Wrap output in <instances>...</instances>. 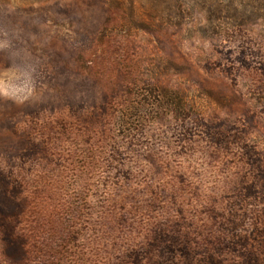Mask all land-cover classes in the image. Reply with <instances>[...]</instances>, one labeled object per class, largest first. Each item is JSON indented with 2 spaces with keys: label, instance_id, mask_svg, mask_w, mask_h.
<instances>
[{
  "label": "rangeland",
  "instance_id": "rangeland-1",
  "mask_svg": "<svg viewBox=\"0 0 264 264\" xmlns=\"http://www.w3.org/2000/svg\"><path fill=\"white\" fill-rule=\"evenodd\" d=\"M136 7L0 0V264H264V24Z\"/></svg>",
  "mask_w": 264,
  "mask_h": 264
},
{
  "label": "trees",
  "instance_id": "trees-1",
  "mask_svg": "<svg viewBox=\"0 0 264 264\" xmlns=\"http://www.w3.org/2000/svg\"><path fill=\"white\" fill-rule=\"evenodd\" d=\"M145 3V13L159 16L164 25H171L184 21L193 13H201L215 28L220 21L227 20L232 24H246L261 22L264 24V0H192L188 5L180 0H141ZM110 6L117 5L130 18L135 19L138 14L136 2L138 0H108ZM151 11V14H149ZM153 12V13H152ZM131 20V19H130ZM165 22V23H164ZM181 23V22H180ZM220 27V24L218 25Z\"/></svg>",
  "mask_w": 264,
  "mask_h": 264
}]
</instances>
